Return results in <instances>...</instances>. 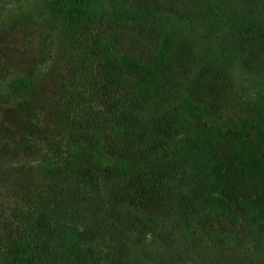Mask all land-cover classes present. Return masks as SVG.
<instances>
[{
  "label": "trees",
  "instance_id": "obj_1",
  "mask_svg": "<svg viewBox=\"0 0 264 264\" xmlns=\"http://www.w3.org/2000/svg\"><path fill=\"white\" fill-rule=\"evenodd\" d=\"M263 5L264 0L36 1L47 17L84 28L90 43L83 57L90 60L93 80L95 67L105 65L111 81L99 89L105 108L83 106L65 151L42 158V171L63 172L73 189L68 198L42 192L25 226L5 244L9 262L158 264L178 251L175 236H195L188 227L202 213L210 219L238 207L255 225L264 220L262 195L257 200L225 194L245 175L264 190V96L256 94L253 119L236 130L213 120L224 85L241 98L253 73H264ZM137 26L156 33L151 56L134 57L117 45L118 37ZM14 84L21 89L28 79L18 76ZM205 118L210 124L203 132L187 134ZM219 137L224 145H207ZM199 169L207 180L196 177Z\"/></svg>",
  "mask_w": 264,
  "mask_h": 264
},
{
  "label": "rangeland",
  "instance_id": "obj_2",
  "mask_svg": "<svg viewBox=\"0 0 264 264\" xmlns=\"http://www.w3.org/2000/svg\"><path fill=\"white\" fill-rule=\"evenodd\" d=\"M36 1L0 0V264H13L5 244L25 226L28 211L43 191L48 195L60 191L68 198L73 189L69 177L63 172L45 174L41 160L65 151V138L83 106L105 108L99 89L111 81L105 65L99 71L95 67L97 82L93 80L90 60L83 57L90 43L84 28L66 27L47 17L36 9ZM155 38V32L137 26L118 37L117 45L134 57H148ZM18 76L28 79L21 89L14 84ZM250 82L241 98L238 93L229 94V84L224 85L226 91H220L213 105L214 122L236 130L246 118L253 119L256 94L264 96V73H253ZM207 120L192 122L187 134L203 132L210 124ZM220 142L226 143L219 137L207 145ZM195 172L198 179H208L205 170ZM225 194L264 198V190L246 175L236 179ZM188 228L195 236H175L178 251L158 264H264V220L255 225L238 207L233 214L210 219L202 213Z\"/></svg>",
  "mask_w": 264,
  "mask_h": 264
}]
</instances>
